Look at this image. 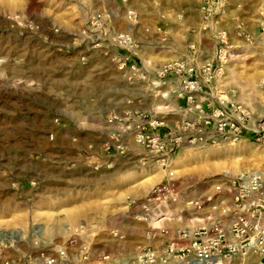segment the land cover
I'll list each match as a JSON object with an SVG mask.
<instances>
[{
	"label": "rangeland",
	"instance_id": "rangeland-1",
	"mask_svg": "<svg viewBox=\"0 0 264 264\" xmlns=\"http://www.w3.org/2000/svg\"><path fill=\"white\" fill-rule=\"evenodd\" d=\"M204 1L0 0V240L13 263L43 264L41 255L56 257L66 248V262L57 264H101L106 256V264H134L141 250L164 247L179 229L234 216L229 185L245 172L264 173V140L185 141L169 157L137 144L134 125L155 118L167 129L171 121L174 129L166 136L159 135L163 128L152 132L176 139L179 125L195 119L176 112L180 99H149L132 114L111 108L103 120L122 123L120 132L108 133L101 144L79 141L97 124L96 114L85 115L87 107L90 113L111 104L104 97L115 91V70L128 86L136 83L129 70L119 69L131 57L118 47L123 33L139 43L138 57L149 67L177 59L217 63L216 33L225 32L228 63L197 101L231 102L264 118V0H228L209 21ZM238 23L247 39L236 35ZM126 125L131 129L123 134ZM127 134L145 152L130 187L141 197L108 188L115 160L130 151ZM103 174L105 198L97 204ZM164 185L166 192L155 199ZM85 242L88 261L80 258ZM255 249L229 264H260L264 253Z\"/></svg>",
	"mask_w": 264,
	"mask_h": 264
},
{
	"label": "built area",
	"instance_id": "built-area-1",
	"mask_svg": "<svg viewBox=\"0 0 264 264\" xmlns=\"http://www.w3.org/2000/svg\"><path fill=\"white\" fill-rule=\"evenodd\" d=\"M227 2L228 0H205L202 7L205 20H211L221 8L227 6ZM129 15L130 19L135 17L133 12ZM235 33L238 37L248 38L240 23L235 25ZM216 39L219 45L217 63L208 62L199 66L177 59L164 62L150 73L149 67L142 65L138 57L139 43L126 33L117 36L118 47L125 48L131 53L130 59L121 63L119 67L121 71L129 70L136 83L149 81L151 76L157 83L162 84L167 80H176L179 88L173 94L187 103L189 112L195 113L194 120L183 121L179 125L180 132L175 140L171 137L165 140L152 132L153 129L164 127L163 119H149L145 123L141 120L134 125L136 143L154 155L169 157L168 153L179 148L185 141L191 145L215 146L226 140L237 142L248 137L255 141L264 140V118L254 119L253 114L244 106L219 100L208 104L197 101L205 84L217 81L218 74L224 70L230 57L226 33L219 31L216 33ZM166 40L165 34L161 41ZM151 84L153 85V82ZM126 117L128 116L122 118L115 116V119L122 121ZM130 129L131 126L126 125L122 133H127ZM115 146L122 147L123 143L118 141ZM165 187L164 185L155 190L157 192L155 199L166 192ZM229 187L235 196L232 208L234 216L231 219L229 216L221 220L209 219L202 227L192 230L179 229L175 239L164 247L141 250L134 264H174L173 261L184 264H213L218 260L229 264L236 255L247 256L251 250H256L255 248L261 249L264 253V173L245 172L236 177ZM148 202L149 206L153 205L150 200ZM82 245L80 258L82 261H88L89 244L85 242ZM6 249L7 243L0 240V264H15L6 256ZM41 259L43 264H57L58 260L66 262L67 249H58L56 257L45 258L41 255ZM108 260L109 257H102L100 263L106 264ZM260 264H264L263 259L260 260Z\"/></svg>",
	"mask_w": 264,
	"mask_h": 264
},
{
	"label": "crops",
	"instance_id": "crops-1",
	"mask_svg": "<svg viewBox=\"0 0 264 264\" xmlns=\"http://www.w3.org/2000/svg\"><path fill=\"white\" fill-rule=\"evenodd\" d=\"M166 34V33H165ZM167 39H168V34ZM162 42V41H161ZM167 42V40H166ZM165 43V42H164ZM164 43H160L161 45H165ZM157 64L155 66L149 65V71L152 73L154 69H156L158 66L162 65ZM153 82V85L151 84ZM130 85V84H129ZM179 88V84L176 80H167L165 84L157 83L153 79V76L149 78V81H137V83L133 84V87L128 86L127 83L124 81V79L120 76L117 70H115V91H112L109 95L111 96V99L108 97H104L105 100H110L111 104L104 106H97L96 111H91L89 113L88 107L85 111V115H95L97 116V124L94 127H87L85 131H83L80 136L83 137V139H79L81 145L82 140H84L85 145L87 146V143H95V144H101L102 141H104V137L108 133L111 132H120V127H122V123L115 122V125H108L106 121L103 120V117L108 113V111L112 108H115V111L118 112L119 115H123L125 112H133L141 108V104L149 99H158L160 103H166L168 100V97L171 99H177L179 100L173 92ZM131 102V103H130ZM180 104L178 107H176V112H178L181 116L185 113V115L190 116L191 118H194L195 113L189 112L187 110L188 105L185 107V101L179 100ZM144 110V109H143ZM184 111V113H183ZM186 118V117H184ZM167 128H163L159 130V135H168L171 133V130L174 129V124L171 121L166 122ZM167 133V134H166ZM89 136L90 141L88 140ZM87 138L86 140L84 139ZM94 138V139H93ZM125 141L126 144L129 146V153L125 157H119L115 160V167L114 170L110 173L112 176V182L109 185V189H118L119 191L123 189H127L126 193L129 195H132L133 197L142 196L137 195L135 191H133L132 186L134 185V181L137 179V176H135L136 172L135 170L140 167V159L141 157H145V152L139 148L135 142L133 141L130 134L125 135ZM84 145V146H85ZM186 149V148H185ZM99 179H97L96 188H95V197H96V203H100L104 201L105 194L104 191V174L98 175ZM81 182H87L85 178L82 176L80 177ZM101 181V182H100ZM131 187V188H130ZM81 196V195H79ZM83 196V195H82ZM87 206V205H86ZM98 244H96L97 246Z\"/></svg>",
	"mask_w": 264,
	"mask_h": 264
},
{
	"label": "bare ground",
	"instance_id": "bare-ground-1",
	"mask_svg": "<svg viewBox=\"0 0 264 264\" xmlns=\"http://www.w3.org/2000/svg\"><path fill=\"white\" fill-rule=\"evenodd\" d=\"M220 261L221 260H218V261H216L215 263H213V264H219L220 263ZM173 262H175V261H173ZM178 264H184V263H181V262H177Z\"/></svg>",
	"mask_w": 264,
	"mask_h": 264
}]
</instances>
